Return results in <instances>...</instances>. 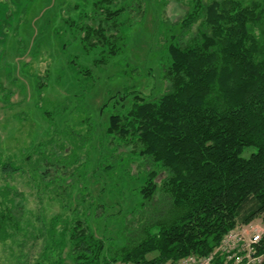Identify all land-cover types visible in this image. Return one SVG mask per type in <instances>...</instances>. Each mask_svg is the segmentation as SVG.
Here are the masks:
<instances>
[{
    "label": "rangeland",
    "instance_id": "rangeland-1",
    "mask_svg": "<svg viewBox=\"0 0 264 264\" xmlns=\"http://www.w3.org/2000/svg\"><path fill=\"white\" fill-rule=\"evenodd\" d=\"M115 3L117 9L124 0ZM196 4L143 0L141 11L132 6L117 17V39L94 45L81 29L93 0H7L12 22L0 31V159L19 171L0 175V190L12 199L0 196V204L22 221L0 241V264H36L62 248L67 257L61 222L85 221L97 238L125 246L147 170L109 135L110 119L125 115L136 97L164 93L168 45ZM250 226L264 232L262 218Z\"/></svg>",
    "mask_w": 264,
    "mask_h": 264
},
{
    "label": "trees",
    "instance_id": "trees-1",
    "mask_svg": "<svg viewBox=\"0 0 264 264\" xmlns=\"http://www.w3.org/2000/svg\"><path fill=\"white\" fill-rule=\"evenodd\" d=\"M116 1L93 0L83 15L84 39L94 45L117 39V17L143 8V0H124L114 9ZM6 2L0 0L1 32L12 22ZM168 55L164 93L136 97L125 115L110 119L109 135L147 170L125 246L97 238L85 221L61 222L68 256L53 249L36 264H176L212 254L238 226L264 221V0H197ZM247 150L253 152L245 158ZM18 171L0 159V175ZM0 196L12 200L8 190ZM21 221V213L0 204V241Z\"/></svg>",
    "mask_w": 264,
    "mask_h": 264
},
{
    "label": "built area",
    "instance_id": "built-area-1",
    "mask_svg": "<svg viewBox=\"0 0 264 264\" xmlns=\"http://www.w3.org/2000/svg\"><path fill=\"white\" fill-rule=\"evenodd\" d=\"M250 225L238 226L229 232L212 254L193 255L176 264H264V232Z\"/></svg>",
    "mask_w": 264,
    "mask_h": 264
}]
</instances>
